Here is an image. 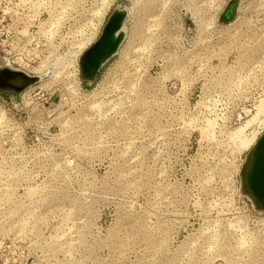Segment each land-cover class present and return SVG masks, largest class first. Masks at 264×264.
<instances>
[{"label":"rangeland","instance_id":"rangeland-1","mask_svg":"<svg viewBox=\"0 0 264 264\" xmlns=\"http://www.w3.org/2000/svg\"><path fill=\"white\" fill-rule=\"evenodd\" d=\"M227 1L40 0L52 69L0 118V147L31 135L0 155V264H264V210L244 186L254 144L231 139L248 121L264 134V0L222 25ZM115 7L124 40L83 80L79 56Z\"/></svg>","mask_w":264,"mask_h":264},{"label":"built area","instance_id":"built-area-1","mask_svg":"<svg viewBox=\"0 0 264 264\" xmlns=\"http://www.w3.org/2000/svg\"><path fill=\"white\" fill-rule=\"evenodd\" d=\"M50 7H52L51 3L41 4L40 0H0V69L8 67L36 76H43L42 73L49 72L50 69H52L51 65L44 66L40 63L41 59L36 51L37 47H35L36 43L34 42L35 37L33 35V29L37 25V12L45 8L50 9ZM25 13H30L31 19L24 20L23 17ZM92 25L90 24L91 28H87L86 25L81 31L82 33L70 35L69 38L72 43L70 50H74L76 48L79 49L77 45L75 47L74 43H85L86 46L84 49H86L95 40L101 23ZM69 52L70 51H68V53ZM67 68L68 70H75L76 75L79 74L77 60L76 63L67 64ZM36 72L41 73L35 74ZM35 86L29 88L15 98L7 97L6 95L0 93V111L2 114L0 118L3 121L6 118L5 115L7 114H5L4 106L13 104L12 101L17 98H19L21 100L20 102H22L25 94L34 89ZM263 129L264 127L260 129L258 134H260ZM27 133L28 132H22L19 136L11 137L10 142L13 146L10 147L6 146L7 138L6 140H3V146L0 147V155L24 148V142L28 139ZM31 134L33 135V133ZM1 139H3V137H0V143Z\"/></svg>","mask_w":264,"mask_h":264},{"label":"water","instance_id":"water-1","mask_svg":"<svg viewBox=\"0 0 264 264\" xmlns=\"http://www.w3.org/2000/svg\"><path fill=\"white\" fill-rule=\"evenodd\" d=\"M245 1L228 0L219 14V23L227 25L233 22L238 13L239 3ZM126 16L125 8L115 7L98 39L80 55L79 66L83 80L92 81L102 66L117 54L125 37L123 25ZM43 77L3 67L0 69V93L18 97L24 91L39 84ZM244 186L257 206L264 210V134L253 145L248 166L244 171Z\"/></svg>","mask_w":264,"mask_h":264},{"label":"bare ground","instance_id":"bare-ground-1","mask_svg":"<svg viewBox=\"0 0 264 264\" xmlns=\"http://www.w3.org/2000/svg\"><path fill=\"white\" fill-rule=\"evenodd\" d=\"M228 2V1H227ZM227 4V3H226ZM239 7H240V3H239ZM239 7H238V10H239ZM230 24V23H229ZM81 45V44H80ZM81 49V47H80ZM259 112H263V115H264V99L260 102V105H259ZM257 113V112H256ZM257 115V114H256ZM258 116V115H257ZM256 117V116H254ZM259 119V116L258 118H256V121ZM255 120V119H254ZM248 124L249 121H248ZM248 124H245L244 126H241L239 129H237V131H235L234 133L231 134V139L232 141H235V143H237V145L239 146L240 149H249L250 146H252L253 144H255L256 142V137H257V132L255 133L256 135L253 136V137H249V135H247L245 133V130L246 128L248 127ZM260 126V125H259ZM264 125H262L260 127L263 128ZM251 135V134H250ZM238 138V139H237ZM237 149V148H236ZM239 150V149H238Z\"/></svg>","mask_w":264,"mask_h":264},{"label":"trees","instance_id":"trees-1","mask_svg":"<svg viewBox=\"0 0 264 264\" xmlns=\"http://www.w3.org/2000/svg\"><path fill=\"white\" fill-rule=\"evenodd\" d=\"M84 83H86V82L84 81Z\"/></svg>","mask_w":264,"mask_h":264}]
</instances>
